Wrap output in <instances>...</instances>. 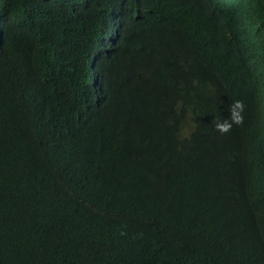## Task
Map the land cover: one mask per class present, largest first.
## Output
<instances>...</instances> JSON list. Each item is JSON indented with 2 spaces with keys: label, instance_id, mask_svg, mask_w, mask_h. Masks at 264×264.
Here are the masks:
<instances>
[{
  "label": "trees",
  "instance_id": "obj_1",
  "mask_svg": "<svg viewBox=\"0 0 264 264\" xmlns=\"http://www.w3.org/2000/svg\"><path fill=\"white\" fill-rule=\"evenodd\" d=\"M198 1L0 0V264H264V98L212 10L264 82V0Z\"/></svg>",
  "mask_w": 264,
  "mask_h": 264
},
{
  "label": "clouds",
  "instance_id": "obj_2",
  "mask_svg": "<svg viewBox=\"0 0 264 264\" xmlns=\"http://www.w3.org/2000/svg\"><path fill=\"white\" fill-rule=\"evenodd\" d=\"M196 1L198 4L201 3L198 0ZM212 10L215 12L217 32L224 39L225 48L223 55H221V66L228 68L233 73L234 77L232 79L238 80L239 86L242 87L243 95L252 102V105L258 106L257 101L260 98H264V82L262 80L263 77L259 73V67L256 62L249 63L244 67L242 58H246L247 54H251V51L244 40L241 39L242 37L231 22L230 16L222 13L217 7ZM231 53H233L234 58H226ZM238 70H242L239 75ZM246 90H248L249 96L246 95ZM245 107L246 105L242 100L232 101L228 106V118L218 116L213 120L214 130L221 135H227L234 126H242L244 124ZM263 130L264 124L260 117H252L251 122L245 127L247 146L260 148L264 138Z\"/></svg>",
  "mask_w": 264,
  "mask_h": 264
}]
</instances>
